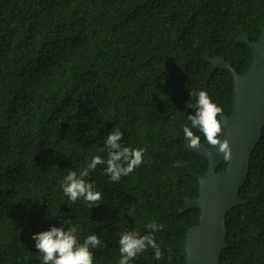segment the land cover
<instances>
[{"label":"trees","instance_id":"trees-1","mask_svg":"<svg viewBox=\"0 0 264 264\" xmlns=\"http://www.w3.org/2000/svg\"><path fill=\"white\" fill-rule=\"evenodd\" d=\"M263 26L264 0H0V264H41L31 236L52 226H76L80 242L96 234L94 264H118L121 233L148 234L153 222L162 258L149 247L130 264H186L199 210L184 203L208 168L183 146L190 92L207 91L230 116L233 79L209 60L244 74L251 51L235 39L254 42ZM111 130L145 150L143 163L120 182L98 165L85 178L98 204L69 201L64 176L106 157ZM239 197L220 264H264V129Z\"/></svg>","mask_w":264,"mask_h":264},{"label":"water","instance_id":"water-1","mask_svg":"<svg viewBox=\"0 0 264 264\" xmlns=\"http://www.w3.org/2000/svg\"><path fill=\"white\" fill-rule=\"evenodd\" d=\"M251 51V62L244 74L234 71L223 57L210 59L212 71L223 69L233 79V111L230 116L219 114L224 120L221 138L227 139L231 157L225 159L216 148L201 143L190 149L208 161L205 174L197 176L199 185L195 199H186L183 211L199 210V222L188 229L182 256L186 264H220L223 250L227 248L226 217L237 205L246 201L239 197L250 168L252 154L264 129V26L256 41L244 33L235 39ZM226 163L223 173L217 172Z\"/></svg>","mask_w":264,"mask_h":264},{"label":"clouds","instance_id":"clouds-1","mask_svg":"<svg viewBox=\"0 0 264 264\" xmlns=\"http://www.w3.org/2000/svg\"><path fill=\"white\" fill-rule=\"evenodd\" d=\"M190 96L195 97V111L194 114L187 115L189 123L182 125L184 148L192 152L190 149L201 147V135L195 134L193 130H196L197 133L202 134L209 146L213 148L218 146L217 151L225 159H229L231 157L229 142L221 138L224 120L218 118L222 109L205 90L192 91ZM122 138L121 131L111 130L107 133L103 147L100 149L102 153H106V157L93 155L87 166L79 173L69 169L61 184L63 195L69 201L76 202L82 199L90 208L98 204L97 202L102 198L101 192L95 190L94 182L85 179L98 165L104 166V174L112 182H120L121 177L128 176L143 163L145 150L124 146L121 143ZM146 228L151 231L145 235H139L136 231L121 233L118 240L120 253L118 264H130L138 254L149 247L153 250L154 260L159 261L162 258L161 248L154 236L162 225L153 222L147 224ZM77 233L76 226H52L46 231L33 233L31 239L34 241L35 249L41 254V264H94L92 250L102 246L101 237L90 234L80 242Z\"/></svg>","mask_w":264,"mask_h":264}]
</instances>
